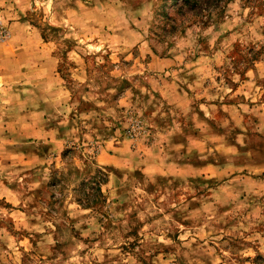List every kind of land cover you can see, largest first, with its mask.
I'll use <instances>...</instances> for the list:
<instances>
[{
	"label": "rangeland",
	"instance_id": "374dc122",
	"mask_svg": "<svg viewBox=\"0 0 264 264\" xmlns=\"http://www.w3.org/2000/svg\"><path fill=\"white\" fill-rule=\"evenodd\" d=\"M0 264H264V0H0Z\"/></svg>",
	"mask_w": 264,
	"mask_h": 264
},
{
	"label": "trees",
	"instance_id": "16d2710c",
	"mask_svg": "<svg viewBox=\"0 0 264 264\" xmlns=\"http://www.w3.org/2000/svg\"><path fill=\"white\" fill-rule=\"evenodd\" d=\"M99 172H100V171H99ZM98 190H99V189H98ZM98 192H99V193H98V196H100L101 193H100V191H98Z\"/></svg>",
	"mask_w": 264,
	"mask_h": 264
}]
</instances>
